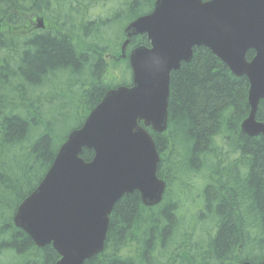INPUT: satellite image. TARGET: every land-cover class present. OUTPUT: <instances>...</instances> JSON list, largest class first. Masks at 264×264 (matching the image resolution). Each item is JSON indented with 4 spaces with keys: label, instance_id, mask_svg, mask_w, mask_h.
<instances>
[{
    "label": "trees",
    "instance_id": "1",
    "mask_svg": "<svg viewBox=\"0 0 264 264\" xmlns=\"http://www.w3.org/2000/svg\"><path fill=\"white\" fill-rule=\"evenodd\" d=\"M154 1L0 0V264L59 259L50 245L36 247L15 227L14 215L67 135L109 89L130 85L128 53L148 41L133 38L121 56L123 31ZM106 4L103 18L95 9ZM30 16L42 17L45 28L36 29ZM247 92V79L205 47L170 74L165 131L146 129L159 155L156 176L165 184L161 202L146 207L137 191L119 199L103 251L83 264L264 259V136L240 129L250 109ZM256 120L264 122L261 101ZM93 155L84 149L81 158Z\"/></svg>",
    "mask_w": 264,
    "mask_h": 264
},
{
    "label": "water",
    "instance_id": "2",
    "mask_svg": "<svg viewBox=\"0 0 264 264\" xmlns=\"http://www.w3.org/2000/svg\"><path fill=\"white\" fill-rule=\"evenodd\" d=\"M142 34L149 47L128 56L132 85L105 94L17 207L15 227L36 247L51 245L55 264H83L101 253L109 215L123 196L137 191L144 206L160 203L165 184L156 176L159 155L145 128L165 131L170 74L191 61L194 48L209 49L234 76L247 79L250 109L241 130L264 136V122L256 120L264 103V0H155L149 14L125 28L122 53ZM84 149L94 153L89 162L81 158Z\"/></svg>",
    "mask_w": 264,
    "mask_h": 264
},
{
    "label": "rangeland",
    "instance_id": "3",
    "mask_svg": "<svg viewBox=\"0 0 264 264\" xmlns=\"http://www.w3.org/2000/svg\"><path fill=\"white\" fill-rule=\"evenodd\" d=\"M121 1H123V0H119V4H120V2ZM117 4V3H116ZM118 5V4H117ZM110 7H111V5L109 4H106V5H103V6H101V7H98V8H96L95 9V11H96V14H99V15H101L103 18L105 17L104 16V14H106V12L110 9ZM125 19H123V21L122 22H125L124 21ZM121 22V23H122ZM121 25L122 24H120L119 26H117V27H114V29H113V31H115V32H117V31H119V29H120V27H121ZM44 29V27H40V28H38V30H43ZM58 29H60V26H57L56 27V29L55 30H58ZM113 71H114V68H109V73H110V77H111V79L113 80L114 78H113Z\"/></svg>",
    "mask_w": 264,
    "mask_h": 264
},
{
    "label": "flooded vegetation",
    "instance_id": "4",
    "mask_svg": "<svg viewBox=\"0 0 264 264\" xmlns=\"http://www.w3.org/2000/svg\"><path fill=\"white\" fill-rule=\"evenodd\" d=\"M35 17L34 16H30V18L29 19H34Z\"/></svg>",
    "mask_w": 264,
    "mask_h": 264
},
{
    "label": "bare ground",
    "instance_id": "5",
    "mask_svg": "<svg viewBox=\"0 0 264 264\" xmlns=\"http://www.w3.org/2000/svg\"><path fill=\"white\" fill-rule=\"evenodd\" d=\"M240 129H241V125H240ZM242 131V130H241ZM243 132V131H242ZM244 133V132H243ZM245 134V133H244ZM248 136V135H247ZM250 137V136H249Z\"/></svg>",
    "mask_w": 264,
    "mask_h": 264
}]
</instances>
